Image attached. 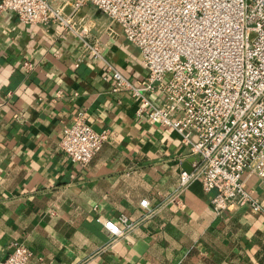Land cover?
Segmentation results:
<instances>
[{
  "label": "crops",
  "instance_id": "obj_1",
  "mask_svg": "<svg viewBox=\"0 0 264 264\" xmlns=\"http://www.w3.org/2000/svg\"><path fill=\"white\" fill-rule=\"evenodd\" d=\"M74 1L50 0L65 14ZM72 20L103 58L56 23L26 24L0 10V260L23 242L32 251L25 264H264V177L245 176L261 212H217L198 174L181 189L180 171L198 173L199 157L103 78L108 61L129 81L143 79L139 50L91 4ZM78 113L108 133L85 166L59 145ZM120 213L135 226L111 237L102 222Z\"/></svg>",
  "mask_w": 264,
  "mask_h": 264
},
{
  "label": "built area",
  "instance_id": "obj_2",
  "mask_svg": "<svg viewBox=\"0 0 264 264\" xmlns=\"http://www.w3.org/2000/svg\"><path fill=\"white\" fill-rule=\"evenodd\" d=\"M84 4L120 26L146 69L133 83L105 61L103 78L114 80L112 90L130 91L137 115L172 128L199 157L200 171L181 170L179 187L199 175L217 212L231 206L261 212L245 176L264 177V0H75L68 14L50 0H0V10L26 24L56 23L87 53L103 58L88 30L73 23V13ZM107 134L78 113L63 128L59 145L72 162L85 166ZM139 205L145 215L153 212L147 199ZM102 224L111 237L135 226L124 213ZM31 254L26 244L15 242L0 264H25Z\"/></svg>",
  "mask_w": 264,
  "mask_h": 264
},
{
  "label": "water",
  "instance_id": "obj_3",
  "mask_svg": "<svg viewBox=\"0 0 264 264\" xmlns=\"http://www.w3.org/2000/svg\"><path fill=\"white\" fill-rule=\"evenodd\" d=\"M185 168H186V170H187V171H190V169H189V168H187V167H185Z\"/></svg>",
  "mask_w": 264,
  "mask_h": 264
}]
</instances>
